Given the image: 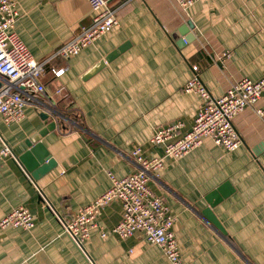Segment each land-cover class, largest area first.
I'll return each instance as SVG.
<instances>
[{"label":"crops","instance_id":"obj_1","mask_svg":"<svg viewBox=\"0 0 264 264\" xmlns=\"http://www.w3.org/2000/svg\"><path fill=\"white\" fill-rule=\"evenodd\" d=\"M107 1L120 8V25L78 56L52 60L42 79L69 118L41 141L56 166L34 181L20 161L27 139L50 121L32 107L18 124L0 118V149L7 143L14 153L0 163V220L25 207L35 221L29 232L0 229V264H170L141 233L126 240L113 233L123 214L118 202L102 210L85 245L88 256L64 233L54 211L72 219L111 187L110 173L123 179L136 172L131 154L138 147L148 158L163 157V148L151 142L157 130L175 122L183 123L182 133L191 130L204 103L184 92L192 66L217 98L241 79L264 76V0H199L186 10L172 0ZM13 2L20 13L15 31L38 61L50 58L94 16L86 0ZM186 22L199 37L179 46L178 30ZM226 52L232 56L224 63L220 56ZM60 69L65 72L57 78L53 71ZM59 88L65 96L55 95ZM256 110H264V93L255 108L235 119L243 139L236 151L206 138L182 159H166L149 183L175 217L186 264L264 263V116ZM222 186L227 197L212 213L224 232L202 214L210 208L207 197Z\"/></svg>","mask_w":264,"mask_h":264},{"label":"built area","instance_id":"obj_2","mask_svg":"<svg viewBox=\"0 0 264 264\" xmlns=\"http://www.w3.org/2000/svg\"><path fill=\"white\" fill-rule=\"evenodd\" d=\"M92 10L93 19L89 26L63 45L50 58L38 61L15 31L20 17L13 0H0V118L8 126L22 122L26 107H32L39 114L48 115L60 129L61 121L69 120L48 95L42 79L47 73L48 64L56 59H70L78 56L98 39L120 25V8L108 7L107 0H86ZM186 10L199 0H172ZM230 52L223 53L220 59L225 63L231 59ZM65 69L55 70V77H61ZM192 78L184 87L187 94H197L203 99L193 127L182 133L183 123L175 122L156 131L151 142L162 147L164 156L148 158L141 148L132 151L131 157L137 166L136 172L123 179L109 174L111 187L93 203L79 211L76 217L67 219L55 213L64 233L72 239L80 251L88 256L85 245L91 232L97 229L102 210L114 202L121 205L123 214L113 233L126 240L141 233L149 244L159 247L170 264H186L182 258L180 245L174 232L175 217L164 200L156 196L149 187L164 170L166 159L179 160L200 147L203 140L210 138L214 143L229 152L236 151L243 139L235 126V119L248 108H255L264 93V76L259 81L241 79L226 93L214 97L200 78L198 66H192ZM55 95L65 96L62 88ZM264 116V110H256ZM77 114V125L81 127L82 115ZM14 157L12 148L3 143L0 149V163ZM40 196L42 191L37 189ZM35 227L32 213L25 207L14 209L0 220V229H20L29 232ZM105 238L106 234L103 233ZM264 264V263H263Z\"/></svg>","mask_w":264,"mask_h":264},{"label":"water","instance_id":"obj_3","mask_svg":"<svg viewBox=\"0 0 264 264\" xmlns=\"http://www.w3.org/2000/svg\"><path fill=\"white\" fill-rule=\"evenodd\" d=\"M191 30H194V26L190 22H186L179 28V46H181V44L190 43V41H195L196 37H199L197 33L191 34ZM123 50L124 48L122 47L119 50L115 51L112 55L107 57L100 65H98L91 72V74L98 71L103 64L111 62L112 59L117 57ZM41 119L46 122L50 121V123L46 125V127L43 128L41 131L32 134L27 139L26 145L28 147V152L20 159L22 164H24L25 166V170L28 172V174H30L31 178L34 181H37L40 176L48 173L52 168L56 166V162L51 158L50 153L41 141L49 133L57 130V123L51 120V118L46 114H41ZM226 197L227 194L225 192V186H222L207 197V201L210 205V208L206 209L202 213L210 223H212L218 230L222 232L224 231L218 221L215 219L212 213V209L214 206L221 203Z\"/></svg>","mask_w":264,"mask_h":264}]
</instances>
